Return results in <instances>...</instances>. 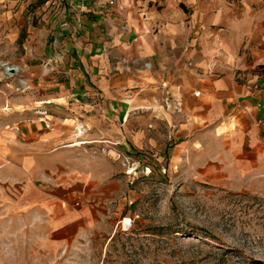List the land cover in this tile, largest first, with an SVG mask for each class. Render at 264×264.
<instances>
[{
	"label": "crops",
	"instance_id": "1",
	"mask_svg": "<svg viewBox=\"0 0 264 264\" xmlns=\"http://www.w3.org/2000/svg\"><path fill=\"white\" fill-rule=\"evenodd\" d=\"M52 2L57 11L26 39L29 55L44 62L27 70L41 89L28 94L38 119L20 120L32 105L24 99L11 103V123L0 124V169L7 160L26 178L23 200L43 208L52 243L69 244L98 219L84 201L90 173L65 170L45 189L32 175L87 143L66 142L83 127L85 137L99 129L141 143L143 130L130 128L153 119L156 128H179L173 160L200 139L202 162L216 159L240 177L264 173V0ZM173 95L180 111L166 104ZM70 119L82 125L69 127Z\"/></svg>",
	"mask_w": 264,
	"mask_h": 264
},
{
	"label": "rangeland",
	"instance_id": "2",
	"mask_svg": "<svg viewBox=\"0 0 264 264\" xmlns=\"http://www.w3.org/2000/svg\"><path fill=\"white\" fill-rule=\"evenodd\" d=\"M54 7L52 0H0V124L11 123V103L24 99L32 105L20 120L38 119L39 108L29 95L36 97L41 89L27 70L44 62L29 55L26 39L31 28L46 25ZM5 62L18 65L20 72L8 76ZM21 80L30 89L23 91ZM147 119V128H130L135 135L143 130L141 143L99 129V135L85 137L82 126L75 133L81 136L66 142L87 143L46 166V172L39 165L33 169L34 183L42 189L71 168L92 176L84 201L98 219L64 246L51 242L43 208L25 204L26 178L14 176L5 160L0 264H264V173L240 177L216 159L202 162L200 139L178 149L173 160L179 128H156ZM65 124L82 125L71 119ZM34 150L47 155L53 148ZM126 218L132 221L129 227Z\"/></svg>",
	"mask_w": 264,
	"mask_h": 264
},
{
	"label": "built area",
	"instance_id": "3",
	"mask_svg": "<svg viewBox=\"0 0 264 264\" xmlns=\"http://www.w3.org/2000/svg\"><path fill=\"white\" fill-rule=\"evenodd\" d=\"M80 6H86L91 0H77ZM230 1H238V0H230ZM109 3L113 4L114 0H109ZM7 72V71H6ZM16 73V72H15ZM8 76L13 75L14 73L7 72ZM22 88H27L28 85L25 81L21 80ZM199 93H196L198 95ZM166 104L168 107L173 106L175 110L180 111L182 109V100L179 99L177 96H168L166 99ZM131 219H125V225L128 227L131 225Z\"/></svg>",
	"mask_w": 264,
	"mask_h": 264
},
{
	"label": "bare ground",
	"instance_id": "4",
	"mask_svg": "<svg viewBox=\"0 0 264 264\" xmlns=\"http://www.w3.org/2000/svg\"><path fill=\"white\" fill-rule=\"evenodd\" d=\"M11 66H14V67L16 68V72H20V67H19L18 65L11 64V63H7V62L3 63V67H4V69H5L6 71H9V68H10ZM79 144H80V142H76V143H74V144H69V145H66V146H68V147H73V146H78Z\"/></svg>",
	"mask_w": 264,
	"mask_h": 264
},
{
	"label": "water",
	"instance_id": "5",
	"mask_svg": "<svg viewBox=\"0 0 264 264\" xmlns=\"http://www.w3.org/2000/svg\"><path fill=\"white\" fill-rule=\"evenodd\" d=\"M9 72H10V73H15V72H16V68H15L14 66H11V67L9 68Z\"/></svg>",
	"mask_w": 264,
	"mask_h": 264
}]
</instances>
